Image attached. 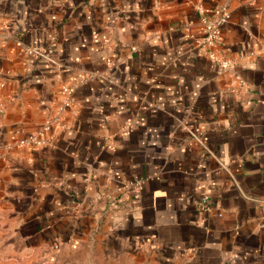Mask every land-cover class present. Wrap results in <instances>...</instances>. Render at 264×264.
Here are the masks:
<instances>
[{
  "label": "crops",
  "instance_id": "0c3cea01",
  "mask_svg": "<svg viewBox=\"0 0 264 264\" xmlns=\"http://www.w3.org/2000/svg\"><path fill=\"white\" fill-rule=\"evenodd\" d=\"M1 81L0 264H264V0H0Z\"/></svg>",
  "mask_w": 264,
  "mask_h": 264
},
{
  "label": "built area",
  "instance_id": "2783aa9c",
  "mask_svg": "<svg viewBox=\"0 0 264 264\" xmlns=\"http://www.w3.org/2000/svg\"><path fill=\"white\" fill-rule=\"evenodd\" d=\"M197 8L202 14L201 22L203 26V36L199 38L197 42L204 47H209L214 44L216 42V39L219 37L222 26L230 17V10L224 4H220L215 7L211 13L204 12L203 6L201 4H199ZM22 50L23 52L28 54L37 53L43 56H47V54L40 47L27 46ZM208 56L216 60L218 65H220L221 67H226L230 62V59L228 58L219 59L215 57L212 53H210V51H208ZM4 84L5 81L0 82V86ZM232 86H235L237 90L242 91H246L247 88L246 82L239 75H235V78L232 80ZM75 102L76 97L74 95L73 89L66 82H62L60 84L59 100L56 106L53 109H48L44 121L38 129L34 130L31 133H28L23 138L19 139L16 144L18 146H37L48 140V138L42 136L43 132L51 131L54 127H58L61 129L67 128L69 125L63 121L62 115L64 111L72 107ZM247 102H249V100H247ZM3 110L4 106L0 101V112H3ZM115 190V193L114 191H110L104 193L103 195V198H105V200L108 202V209H121L127 205L129 207L130 205L131 207H133V204H129V202L126 201L125 197L129 196L131 202L132 200L140 198L143 190V181L142 179L138 178L131 181L124 187H116ZM209 199V194L207 192H204L201 199L199 200V203L204 207H208ZM237 257V254H232L228 258L227 262L233 263Z\"/></svg>",
  "mask_w": 264,
  "mask_h": 264
}]
</instances>
